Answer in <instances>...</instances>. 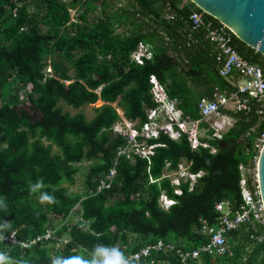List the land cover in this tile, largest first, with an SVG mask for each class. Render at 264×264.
<instances>
[{
  "label": "trees",
  "instance_id": "16d2710c",
  "mask_svg": "<svg viewBox=\"0 0 264 264\" xmlns=\"http://www.w3.org/2000/svg\"><path fill=\"white\" fill-rule=\"evenodd\" d=\"M119 1L0 0V238L14 233L17 241L13 246L0 242L7 264H52L49 245L65 232L70 239L60 257L69 264L75 257L90 260L98 246L114 247L127 260L157 243L173 250L127 264H178L176 250L190 252L208 242L198 230L201 221L217 224L215 204L226 201L234 210L239 207L238 167L249 166L256 155L254 142L264 130L254 114L229 113L235 120L233 128L221 141H208L215 154L202 148L192 151L182 135L177 142L165 136L148 141L163 147L155 148L147 160L117 158L125 140L113 133L120 117L112 105L139 129L147 111L155 107L150 76L194 121L200 119L201 98L210 97L214 88L232 90L217 74L213 47L204 39L206 28L190 35L189 15L201 12L194 5L175 0H123L124 5ZM68 9L75 11L74 19ZM203 22L221 26L205 14ZM139 43L152 52V59L142 66L130 58ZM231 46L264 71V59L255 50L234 36ZM22 91H27L22 95L24 105ZM97 102L103 106L89 121L59 107L63 103L78 110ZM199 127L207 128L203 123ZM84 162L90 163L84 190L70 193L63 184H74ZM115 162L109 188L97 192ZM182 162L189 165V174L203 175L191 190L188 180L181 183V196L176 197L165 175L177 171ZM38 180L44 187L30 192ZM40 192L54 196L55 203H40ZM161 194L176 201L168 211L158 206ZM72 214L79 217L77 223L52 227V220ZM47 232L52 233L51 240L20 246ZM257 233L264 235V228ZM251 234L250 226H241L227 236L228 255H201L187 264H264V239L258 243Z\"/></svg>",
  "mask_w": 264,
  "mask_h": 264
},
{
  "label": "built area",
  "instance_id": "2783aa9c",
  "mask_svg": "<svg viewBox=\"0 0 264 264\" xmlns=\"http://www.w3.org/2000/svg\"><path fill=\"white\" fill-rule=\"evenodd\" d=\"M64 3L67 0H62ZM182 5L191 4L189 0H177ZM71 19H74L75 11L69 10ZM170 19L172 17L170 16ZM73 21V20H72ZM190 31L198 32L201 27L206 28V40L215 48L214 62L217 65V74L226 80L231 91H220L214 88L209 98L200 99L197 109L199 120L194 121L184 116L177 107V103L168 98L166 89L162 86L156 77L150 76V94L155 107L146 113L145 122L136 128V123H130L124 118L113 126V133L125 140V146L117 153L118 157H125L126 160L133 162L135 157L148 159L153 155V150L163 147L160 144H148V141H156L161 136L167 137L172 142H177L184 135L192 151L199 148L209 149L211 154H215V149L209 146L208 141H221L222 137L233 128L235 120L231 114L247 117L251 114L256 115L264 123V71L258 66L243 60L231 46L234 36L228 28L219 26L212 28L211 24L205 25L203 22V13L192 11L189 16ZM131 61L142 66L145 61L152 59L150 49L139 43L136 50L130 56ZM50 71V70H49ZM231 113V114H229ZM119 116V115H118ZM122 121V122H121ZM212 121V123H209ZM203 123L206 129L199 126ZM134 124V125H133ZM202 135L200 134V131ZM211 131L210 136L207 132ZM204 139V140H203ZM206 141V142H205ZM264 145V130L256 138L253 150L256 155L252 158L249 166L240 165L238 167L240 179V204L234 210L229 202H220L215 204L214 211L218 215L217 224L209 226L207 222L201 221L198 234L206 237L208 242L198 249L190 252L176 250L178 264H187L190 260H196L201 255L212 257H223L228 255V234L237 231L241 226L248 225L253 234L250 239L261 243L264 235L257 233L259 228H264V205L260 196L257 177V163L259 153ZM182 162L176 173L181 168ZM117 162L109 173L101 180L97 192L108 189L115 176V167ZM188 166L185 163L182 174L177 179L171 180V185L175 187L173 194L176 197L181 196L178 188L187 180L190 182V190L196 179L203 174L196 175L188 173ZM169 165H166L168 168ZM173 172V173H175ZM107 182V183H106ZM176 201L169 200L163 194L158 198V206L163 211L175 205ZM52 239V233L47 232L42 237L21 243L22 248H28L40 241H49ZM0 242L10 245H17L15 234L0 238ZM163 249L173 250L171 246H163L161 243L142 248L138 253L132 254L126 260L128 262H138L142 258H148L152 253L162 252Z\"/></svg>",
  "mask_w": 264,
  "mask_h": 264
},
{
  "label": "water",
  "instance_id": "95a60500",
  "mask_svg": "<svg viewBox=\"0 0 264 264\" xmlns=\"http://www.w3.org/2000/svg\"><path fill=\"white\" fill-rule=\"evenodd\" d=\"M203 14L231 30L234 37L264 59V0H189ZM257 177L264 205V145Z\"/></svg>",
  "mask_w": 264,
  "mask_h": 264
},
{
  "label": "rangeland",
  "instance_id": "374dc122",
  "mask_svg": "<svg viewBox=\"0 0 264 264\" xmlns=\"http://www.w3.org/2000/svg\"><path fill=\"white\" fill-rule=\"evenodd\" d=\"M67 2H65V4H66ZM121 4V5H124L125 3H124V1L123 0H121V1H119V2H117V4ZM72 11V10H71ZM68 12H69V9H68ZM70 14V13H69ZM72 22H75V20L74 21H72ZM49 69H47L46 70V73H48L49 74ZM28 91V90H27ZM27 91H22L21 93H20V95H19V97H20V103L21 104H25V102L26 101H24V98L22 97V95L23 94H25ZM11 101V98H9V97H7L6 98V100H5V102L6 103H9ZM102 106H103V104L101 103V102H97L96 104H93V105H89V106H84V107H82V108H80V109H78V110H73L72 108H70V107H67L66 105H64L63 103H60L59 104V107L62 109V111L64 112V113H69V114H71L72 116L73 115H76L77 113H81V114H83L84 116H85V118L89 121V120H91L93 117H94V112L95 111H99L101 108H102ZM112 107L116 110V112H117V114L119 115V117H120V119L122 120L123 119V112L120 110V109H118L117 107H116V105L115 104H113L112 105ZM119 119V120H120ZM123 121V120H122ZM121 121V122H122ZM209 123H212V121H209ZM135 124V123H134ZM133 124V125H134ZM202 130L200 131V134L202 135ZM53 151L55 152L56 151V149L55 148H53ZM89 165H90V163H87V162H84V163H82L81 165H79L78 166V168H79V173H78V175H76L75 176V178H74V184L72 185V186H68V185H66V184H63V187H65V188H68V191L70 192V193H77V194H79V193H81L83 190H84V182H85V180H86V177H87V170H88V167H89ZM184 166H185V163H183L182 165H181V168L179 169V171H178V173H167V175H165L166 177H169L171 180H173L174 181V179H177V178H179L180 177V174H182V170L184 169ZM165 174V173H164ZM183 175V174H182ZM48 215H50L49 216V218L50 219H52L51 217H53V214H48ZM79 220V217L78 216H76V215H74V214H72V215H70V216H68L66 219H64V220H61V219H55V220H52V227L54 228V229H58L59 227H61L64 223L66 224V223H77V221ZM69 234H68V232H65V234H64V236L62 237V238H60V240L57 242V243H55V244H51V245H49V247H50V249H51V253L53 254V260L55 259V258H57V257H60L61 256V254L63 253V248H64V246H65V244L66 243H68V241H69Z\"/></svg>",
  "mask_w": 264,
  "mask_h": 264
},
{
  "label": "clouds",
  "instance_id": "9594fccd",
  "mask_svg": "<svg viewBox=\"0 0 264 264\" xmlns=\"http://www.w3.org/2000/svg\"><path fill=\"white\" fill-rule=\"evenodd\" d=\"M44 187L42 180H38L35 184L30 186L29 191L35 193ZM40 203L54 204L55 197L47 192H40ZM173 206V205H172ZM90 260H85L82 257L72 258L71 264H127L123 254L114 247L98 246L92 254ZM8 257L6 254L0 252V264H7ZM52 264H69L68 260L57 257L52 261Z\"/></svg>",
  "mask_w": 264,
  "mask_h": 264
},
{
  "label": "crops",
  "instance_id": "0c3cea01",
  "mask_svg": "<svg viewBox=\"0 0 264 264\" xmlns=\"http://www.w3.org/2000/svg\"><path fill=\"white\" fill-rule=\"evenodd\" d=\"M176 2H178L177 0H175ZM179 4H181L180 2H178ZM182 5V4H181ZM168 7V6H167ZM170 15H172V17H173V14H170ZM190 16V15H189ZM188 21H189V18H188ZM211 27L212 28H216V27H213V25H211ZM189 32H190V35L193 33V32H191L190 31V26H189ZM193 34H195V33H193ZM205 36H206V33H205V35H204V39L206 40V38H205ZM189 39H192V37H190L189 36ZM207 41V40H206ZM209 43V42H208ZM210 44V43H209ZM210 45H212V44H210ZM212 47H213V56L215 55V48H214V46L212 45ZM226 81V80H225ZM227 82V81H226ZM228 83V82H227ZM229 84V83H228ZM230 86V85H229ZM205 98H209V97H205ZM202 99V98H201ZM174 101V100H173ZM176 103H177V101H175ZM178 104V103H177ZM178 107V106H177Z\"/></svg>",
  "mask_w": 264,
  "mask_h": 264
}]
</instances>
